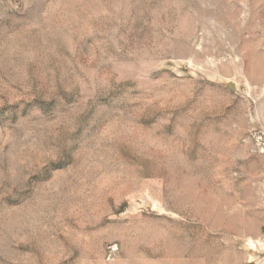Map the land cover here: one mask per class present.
I'll return each instance as SVG.
<instances>
[{"label":"rangeland","instance_id":"obj_1","mask_svg":"<svg viewBox=\"0 0 264 264\" xmlns=\"http://www.w3.org/2000/svg\"><path fill=\"white\" fill-rule=\"evenodd\" d=\"M0 264H264V0H0Z\"/></svg>","mask_w":264,"mask_h":264}]
</instances>
